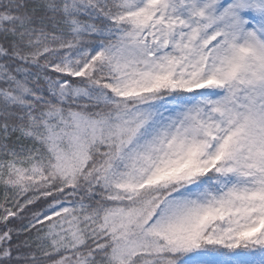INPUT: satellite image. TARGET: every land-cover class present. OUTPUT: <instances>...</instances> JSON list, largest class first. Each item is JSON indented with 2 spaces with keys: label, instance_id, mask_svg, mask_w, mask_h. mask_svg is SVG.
<instances>
[{
  "label": "snow or ice",
  "instance_id": "6c2138e0",
  "mask_svg": "<svg viewBox=\"0 0 264 264\" xmlns=\"http://www.w3.org/2000/svg\"><path fill=\"white\" fill-rule=\"evenodd\" d=\"M0 264H264V0H0Z\"/></svg>",
  "mask_w": 264,
  "mask_h": 264
}]
</instances>
